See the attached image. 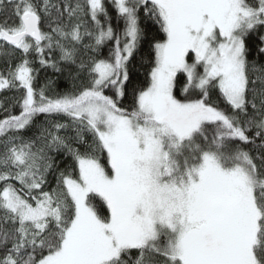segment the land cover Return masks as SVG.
Returning a JSON list of instances; mask_svg holds the SVG:
<instances>
[{
  "label": "snow or ice",
  "instance_id": "6c2138e0",
  "mask_svg": "<svg viewBox=\"0 0 264 264\" xmlns=\"http://www.w3.org/2000/svg\"><path fill=\"white\" fill-rule=\"evenodd\" d=\"M110 2L0 0V264H264V0Z\"/></svg>",
  "mask_w": 264,
  "mask_h": 264
},
{
  "label": "trees",
  "instance_id": "16d2710c",
  "mask_svg": "<svg viewBox=\"0 0 264 264\" xmlns=\"http://www.w3.org/2000/svg\"><path fill=\"white\" fill-rule=\"evenodd\" d=\"M108 7H109L110 13L114 16L115 15L114 8L112 7L111 4H108ZM143 51L145 54L148 53V49L146 46L143 48ZM104 52H105V54H107V47L105 48ZM147 67L148 66L145 65V68H147ZM46 76L51 77L54 80H57V86H58L59 91H65V90H68L70 88V83L66 78H64V77L57 78L58 74L53 73L51 70H48L47 73H45L43 70H41V74L39 77V81L41 84L44 82ZM0 118H2V113H0Z\"/></svg>",
  "mask_w": 264,
  "mask_h": 264
},
{
  "label": "rangeland",
  "instance_id": "374dc122",
  "mask_svg": "<svg viewBox=\"0 0 264 264\" xmlns=\"http://www.w3.org/2000/svg\"><path fill=\"white\" fill-rule=\"evenodd\" d=\"M105 2H106L107 4H111L110 0H105Z\"/></svg>",
  "mask_w": 264,
  "mask_h": 264
}]
</instances>
